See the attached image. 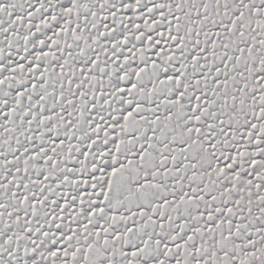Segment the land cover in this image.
<instances>
[{
    "label": "snow or ice",
    "instance_id": "1",
    "mask_svg": "<svg viewBox=\"0 0 264 264\" xmlns=\"http://www.w3.org/2000/svg\"><path fill=\"white\" fill-rule=\"evenodd\" d=\"M0 264H264V0H0Z\"/></svg>",
    "mask_w": 264,
    "mask_h": 264
}]
</instances>
